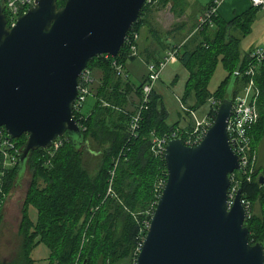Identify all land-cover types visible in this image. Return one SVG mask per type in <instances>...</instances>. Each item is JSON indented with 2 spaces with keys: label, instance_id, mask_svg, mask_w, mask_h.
I'll list each match as a JSON object with an SVG mask.
<instances>
[{
  "label": "trees",
  "instance_id": "1",
  "mask_svg": "<svg viewBox=\"0 0 264 264\" xmlns=\"http://www.w3.org/2000/svg\"><path fill=\"white\" fill-rule=\"evenodd\" d=\"M145 1L136 21L131 25L126 38L139 34L141 27L149 22L156 5H166L168 0ZM64 0H57L60 7ZM3 12V0H0ZM259 7L250 6L225 21L214 18V27L203 26L184 40L178 48V60L187 70L181 101L196 109L208 104L209 98L221 101L233 97L244 85V76H232L242 71L249 63L248 53L242 55L240 40L250 30V25ZM193 43L192 47L189 46ZM137 45V43H136ZM179 45V44H177ZM136 56H130L127 41H124L115 57L106 54L89 59L86 68L98 71L97 84L92 93L93 107L90 113H76L75 120L81 129V142H72L62 136L63 144L49 157L45 149L31 151L21 166L19 160L4 178L3 191L8 194L13 187L20 168L26 165L31 170V180L21 209L18 233L20 243L13 259L0 264H35L31 250L43 243L49 250V264H132L140 232L142 213L154 201V180L158 173L166 177L163 159L150 151L151 132L156 136L170 133L177 123L167 122V112L160 96L152 90L136 137L130 135L128 121L139 107L144 78L137 84L117 76L111 62L123 64ZM221 63L225 77L214 91L208 83L215 68ZM263 63V62H262ZM257 66L255 80L260 88L258 100L259 118L252 127V145L257 148L264 136V69ZM233 81L231 93L227 92ZM135 94L133 98L130 93ZM214 118L215 110L209 112ZM78 116L81 118L79 119ZM20 148L26 135L15 139ZM91 154V155H89ZM99 157V165L92 173L89 162ZM88 158V159H86ZM47 162V163H46ZM111 188L114 195H106L110 170L114 163ZM264 169L257 165L249 182L241 184L243 197L252 206H258L245 220L251 243L264 246ZM36 210L32 220L29 207ZM254 209V208H253ZM130 211L141 213L137 221ZM2 212L0 207V222Z\"/></svg>",
  "mask_w": 264,
  "mask_h": 264
},
{
  "label": "water",
  "instance_id": "2",
  "mask_svg": "<svg viewBox=\"0 0 264 264\" xmlns=\"http://www.w3.org/2000/svg\"><path fill=\"white\" fill-rule=\"evenodd\" d=\"M145 1L64 0L58 7L35 0L12 26L0 4V127L13 139L26 135L21 166L60 136L81 142L73 116L78 76L90 58L118 55ZM231 110L232 98H223L194 146L180 137L166 142V183L136 264H263V244L249 241L240 190L226 209L229 174L239 168L226 131Z\"/></svg>",
  "mask_w": 264,
  "mask_h": 264
},
{
  "label": "built area",
  "instance_id": "3",
  "mask_svg": "<svg viewBox=\"0 0 264 264\" xmlns=\"http://www.w3.org/2000/svg\"><path fill=\"white\" fill-rule=\"evenodd\" d=\"M221 0H211V3L206 7L202 14L198 17L197 24L193 29L196 32L203 26L213 28L214 18L217 16V5ZM35 0H3V6L5 9V18L8 26L14 25L17 18L26 12V10L34 4ZM146 2H155L152 0H146ZM250 4L254 7L264 9V0H250ZM138 33H134L131 37L125 38L130 51V56H138ZM179 45L172 46L166 54L159 60L148 62L146 64V76L143 80L142 89L140 93L139 107L131 114L128 121V128L130 135L136 137L137 129L140 125L141 112L147 109L150 101V93L152 92L154 85L158 81L162 70L168 64L171 59L177 57ZM107 55V54H106ZM249 63L242 70L234 71L236 76H244L245 81L243 87L235 93L232 97V110L228 119L226 131L228 142L237 155L239 168L229 174L230 184L227 189L226 209H230L234 203L237 192L240 190L241 204L246 213V219L252 213V204L249 199L243 197L241 192V184L244 181L249 182L252 178V174L256 171L257 167V149L252 145L251 129L259 118L258 112V100L260 97V88L255 80L256 69L259 64L264 61V46H258L248 53ZM111 66L115 74L122 79L128 77V72L123 64H120L113 60ZM95 78L93 72L84 68L78 76L77 82V95L73 102V114L82 113L81 108L85 103L87 97L93 93V85L95 84ZM219 100L214 98L208 99L207 111L201 117L193 111H189L190 116L194 120V126L190 130H184L182 127L177 126L170 133L163 134L162 136H156L154 132H151V145L150 151L153 156L159 157L164 160V150L166 142L170 138L180 137L185 145L194 146L200 142L203 138L206 130L212 124L213 118L210 114V110H215L219 104ZM183 110L187 108L181 105ZM80 119L81 117L78 116ZM77 121V120H76ZM78 123V121H77ZM81 129V125L78 123ZM63 144L62 136L56 138L49 147H45V153L47 156L52 157L57 149ZM20 148L17 147L15 138H11L3 127H0V207L1 211L5 205L7 195L3 191L4 178L7 172L12 169L19 160ZM47 163V162H46ZM110 170L109 187L106 195H114L111 188L112 179L114 176V169ZM167 176V174H166ZM166 183V177H161L154 185V201L149 205L147 209L142 213L140 219V232L137 240V245L134 251L133 263L136 264V256L142 248L144 238L149 227L151 217L156 207L158 198ZM132 217L137 221V216L141 213L130 211ZM245 219V220H246ZM264 249V246H263ZM264 264V262H263Z\"/></svg>",
  "mask_w": 264,
  "mask_h": 264
},
{
  "label": "crops",
  "instance_id": "4",
  "mask_svg": "<svg viewBox=\"0 0 264 264\" xmlns=\"http://www.w3.org/2000/svg\"><path fill=\"white\" fill-rule=\"evenodd\" d=\"M210 3L211 0H204V2L201 4L198 2L197 7H195L196 3L192 2V0H168L166 5H156L149 17V22L141 27L145 33L142 35L140 33L142 32L141 29L139 30L137 42L138 56L131 60H127L125 63V68L129 77L128 80L131 81V76H133V73L136 71L135 66H137V61H140L142 66V73L139 80L140 82L146 76V64L148 62L161 59L172 46L183 43L195 28L198 17ZM250 6V0H221L217 5V16L222 20L228 21L236 14L248 9ZM260 10L264 11L262 8H259L256 11L255 17L250 25L249 32L240 40L241 49V44L244 38L250 34H253L254 27H257V30H255L257 31V36L254 37L251 42H249L248 47L245 48L247 53L258 46H264V29L259 28V23L263 21L264 15L260 12ZM186 30H188L189 33L184 35ZM192 45L193 43L189 44L190 47H192ZM262 62V67L264 69V61ZM177 64H179L180 67H178ZM187 76V70L181 65L178 57H175L174 59H171L164 67L158 81L153 88V90L160 96L163 107L167 112V120L171 119V123L168 121L167 122L169 124H173L175 122L177 123V126L182 127L184 130H190L194 126V120L188 111L189 108L187 107V110H183L181 107V105L185 106V104L181 101V96L183 94L184 83L187 79ZM163 81L169 82L171 84V89H173V92L168 90V87L163 88L161 86ZM96 84L97 80L94 85L96 86ZM94 85L92 88L93 92L95 87ZM130 95L135 98V94L133 92H131ZM94 100L95 99L93 97V103ZM93 103L87 108L85 113H90ZM207 108V104L205 107L197 108L198 110H195V114L199 115L200 113L202 114V112L205 113ZM258 156L259 160L262 159L260 157V152L257 149V165L264 169L263 164H258ZM253 208L254 209L252 212L258 211L257 204H255ZM34 261L36 262L35 259Z\"/></svg>",
  "mask_w": 264,
  "mask_h": 264
},
{
  "label": "rangeland",
  "instance_id": "5",
  "mask_svg": "<svg viewBox=\"0 0 264 264\" xmlns=\"http://www.w3.org/2000/svg\"><path fill=\"white\" fill-rule=\"evenodd\" d=\"M192 2L196 3L195 7H197L198 2L201 4L204 2V0H192ZM260 12L264 15V11L260 10ZM256 28L257 27H254L253 34L246 36L244 40L242 41L241 49H240L242 55L247 53V51H245V48H247L249 45V42H251V40L257 36L256 35L257 31H255L257 30ZM259 28L264 29V18H263V21L259 23ZM141 31L142 32L140 33L143 35L145 33L143 28L141 29ZM188 33L189 31L186 30V32H184V35ZM136 63H137V66H135L136 71L133 73V76H131V81L135 84L139 82L141 73H142V66L140 64V61H137ZM177 66L180 67L179 64H177ZM98 73H99L98 71L93 72L94 78L96 80L99 76ZM225 75H226V72L224 71L221 63L218 62L215 68V71L213 75L211 76L210 81L208 83V89L210 91H214L216 87L218 86V84L220 83V81L225 77ZM161 86L163 88L168 87V90L173 92V89H171V84L169 82L163 81L161 83ZM92 103H93V95L91 94L87 97L85 103L83 104L81 108V111L85 113L87 108L90 107ZM189 105L190 104L187 103L185 104V107L189 108ZM201 107H205V105ZM195 110L197 111L198 109L189 108V111H193L194 113H195ZM181 112L180 114L182 115L183 112L182 113ZM203 114L204 113L202 112V114L200 113L199 115H197V117H201L203 116ZM167 121L171 123V119ZM257 149L260 152V157L262 158L259 160V156H258V164L261 163L264 166V136L258 143ZM99 161H100V158L95 157L92 159V161L89 162V169L92 173H94L95 169H97L99 165ZM22 170H23L22 173L16 177L13 187L9 190L8 194H6L8 195V198L1 211L2 217H1V222H0V263L1 262L5 263L13 259L18 250L19 243H20L21 237L19 236L18 228H19V222L21 219V209H22L23 201L25 199L27 188L31 180V170L28 168V166L26 165ZM162 175L163 174L161 172L158 173V175L156 176L154 180L153 186L161 177H163ZM252 211H253V206H252ZM29 214L32 219H35L36 210L34 207L32 206L29 207ZM48 254H49L48 248L43 243H41L31 250L30 256L36 260L35 264H48L49 263L47 259ZM125 263L126 261L121 262L120 264H125Z\"/></svg>",
  "mask_w": 264,
  "mask_h": 264
},
{
  "label": "flooded vegetation",
  "instance_id": "6",
  "mask_svg": "<svg viewBox=\"0 0 264 264\" xmlns=\"http://www.w3.org/2000/svg\"><path fill=\"white\" fill-rule=\"evenodd\" d=\"M260 183V182H259ZM261 184H264V182L263 183H261Z\"/></svg>",
  "mask_w": 264,
  "mask_h": 264
}]
</instances>
